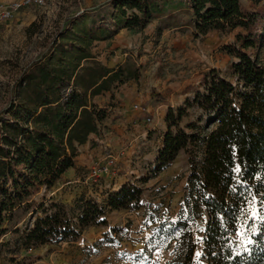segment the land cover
<instances>
[{"label": "trees", "instance_id": "obj_1", "mask_svg": "<svg viewBox=\"0 0 264 264\" xmlns=\"http://www.w3.org/2000/svg\"><path fill=\"white\" fill-rule=\"evenodd\" d=\"M110 1L119 6L129 28H144L161 12L157 0ZM162 1L167 6L184 2L192 11L196 34L237 27L245 31L223 47L237 59L231 66L232 79L210 69L202 74L193 97H186L176 111L171 106L165 110L166 131L156 162L158 169L164 168L189 143L201 145L202 158L191 161L185 196L188 205L192 197L193 214L199 207L208 213L204 240L208 264H263L264 3L251 12L240 0ZM260 1L250 0L253 5ZM127 10L133 11L128 18ZM93 40L86 31L69 41L52 39L23 69L14 98L0 110V225L20 208L42 213L23 237L26 248L68 240L87 226L106 223L103 209L93 201H86L74 221L61 203L33 207L31 200L41 187L50 188L75 166L80 145L91 135H100L109 112L95 97L139 79L137 70L127 64L108 67L98 61L89 49ZM190 108L199 113L187 124L191 130L187 133L179 122ZM139 194L137 187L125 183L110 194L107 205L136 206ZM179 224L185 226L187 219ZM239 231L243 236L237 241L233 235ZM193 251L190 239H183L185 263Z\"/></svg>", "mask_w": 264, "mask_h": 264}, {"label": "rangeland", "instance_id": "obj_2", "mask_svg": "<svg viewBox=\"0 0 264 264\" xmlns=\"http://www.w3.org/2000/svg\"><path fill=\"white\" fill-rule=\"evenodd\" d=\"M156 3L161 12L144 28L125 27L119 6L110 0H44L40 6L19 12L7 25H0V110L14 98L23 69L54 38L69 41L86 31L95 37L89 49L98 61L108 67L127 64L139 74V79L118 86L126 87V107L112 91L105 99L98 101L95 97L96 103L109 112L99 141L112 140L108 145L90 141L94 146L90 149L98 146L100 157L85 156L79 146L75 166L53 186L41 187L31 197L33 207L43 202L61 203L74 221L86 201H93L103 209L106 223L87 226L68 240L26 248L23 237L42 213L17 209L11 220L0 225V264H208L204 242L208 213L199 207L193 214L189 208L192 197L188 205L185 196L191 161L201 160L203 148L189 143L169 165L158 169L156 157L166 122L164 112L156 110L159 104L171 106L174 111L183 106L186 97H193L202 74L210 69L232 79L231 66L237 59L223 47L233 44L236 35L245 31L237 27L196 34L192 11L184 2L177 6L174 2L163 5L162 0ZM263 3L253 5L250 0H240L241 7L251 12ZM132 12L127 10L125 17ZM76 14L74 20H68ZM261 34L264 36V30ZM187 86L192 88L185 91ZM139 92L152 102L148 116L138 115L139 110L134 108L135 104L144 107L150 103L143 102ZM168 106L161 109L167 110ZM122 112L131 122L120 116ZM198 113L196 108L188 109L179 127L190 133L186 126L196 121ZM137 119L141 132L132 133L130 125ZM107 155L115 158L110 174L92 178L91 168ZM125 183L140 190L137 205L111 209L108 197ZM184 219L187 224L182 226L179 222ZM242 236L239 231L233 238L240 241ZM183 239H190L194 246L191 260L186 263Z\"/></svg>", "mask_w": 264, "mask_h": 264}, {"label": "built area", "instance_id": "obj_3", "mask_svg": "<svg viewBox=\"0 0 264 264\" xmlns=\"http://www.w3.org/2000/svg\"><path fill=\"white\" fill-rule=\"evenodd\" d=\"M44 3V0H0V25H7L15 16L33 6H40ZM134 108L144 112L145 107L135 104ZM149 121V118L146 119ZM115 164V158L111 155H107L103 161H98L90 170V176L92 178L100 177L104 174H110Z\"/></svg>", "mask_w": 264, "mask_h": 264}, {"label": "crops", "instance_id": "obj_4", "mask_svg": "<svg viewBox=\"0 0 264 264\" xmlns=\"http://www.w3.org/2000/svg\"><path fill=\"white\" fill-rule=\"evenodd\" d=\"M123 87H125V86H121V87H117L116 89H114L113 91H112V93L115 95V96H118L119 98H121L120 100H122V103H121V105H122V107L123 106H125L126 107V102H127V97L124 95L125 93H124V89H123ZM128 87H129V85H128ZM126 88V87H125ZM142 90H144V88H143V86H142ZM108 93H110V92H105L104 94H101V95H98V96H96V100H100V99H105V98H107L106 96H108V95H106V94H108ZM123 93V96L121 97V94ZM142 95V92H139V97ZM141 99H143V102H146L147 100H149L148 99V97H147V95H142L141 96ZM149 102L150 103H147V105L146 106H144L145 107V111L144 112H142L141 113V111H138V113H140V114H138V115H141V114H143V116H148L147 114H149V112H150V108L152 107V102L149 100ZM168 106V105H167ZM166 105H161V104H159L158 105V108H157V110H156V112H159V113H161L162 111L165 113V110L166 109H161L162 107H167ZM113 109H115V110H121V109H118V108H113ZM126 110H127V108H126ZM122 111H123V109H122ZM120 112V111H119ZM120 116H122L123 118H126L127 120H125L126 122L127 121H129L128 120V117H126V113L125 112H122L121 113V115ZM107 119H109V116H108V118ZM106 119V120H107ZM118 119H121V118H118ZM139 119V118H138ZM133 120L132 121V125H130V131L132 130V133H134V131L136 132V133H140L141 132V130H140V127L142 126L141 125V123L139 122V120ZM130 122H131V120H130ZM104 125H105V123H104ZM148 126L150 125V123L149 124H147ZM147 125H145L146 127H147ZM109 133H111V132H109ZM138 136H139V134H138ZM138 139H139V137H138ZM95 141V142H98V144L99 143H105V145H108V144H111V142H112V140H111V138H109V140H100L99 141V137L98 136H96V135H91L90 136V138L88 139V141L86 142V143H84V144H82V145H80V148H83L84 149V151H85V156H87V157H89V158H92L91 157V155H93V154H95L96 156H97V158H99L100 157V155H101V151H100V149H98V146L96 147V148H91L90 149V147L92 146V147H94L93 146V144H90V141ZM107 143H106V142ZM135 143H138L137 141L135 142ZM100 148V147H99ZM69 171V170H68ZM125 176V175H124Z\"/></svg>", "mask_w": 264, "mask_h": 264}, {"label": "snow or ice", "instance_id": "obj_5", "mask_svg": "<svg viewBox=\"0 0 264 264\" xmlns=\"http://www.w3.org/2000/svg\"><path fill=\"white\" fill-rule=\"evenodd\" d=\"M254 215H255V213H253ZM262 218H264V217H262ZM241 235H243L242 233H241ZM247 243H251V241L249 240V241H247Z\"/></svg>", "mask_w": 264, "mask_h": 264}]
</instances>
